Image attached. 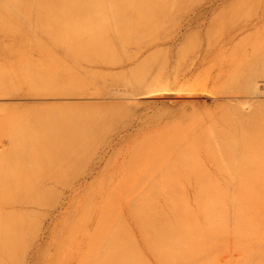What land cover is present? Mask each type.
<instances>
[{"label":"rangeland","instance_id":"rangeland-1","mask_svg":"<svg viewBox=\"0 0 264 264\" xmlns=\"http://www.w3.org/2000/svg\"><path fill=\"white\" fill-rule=\"evenodd\" d=\"M177 1L133 2L150 10H125L136 17L118 28L137 29L123 39L104 32L115 39L106 50L65 34L68 47L0 50V216L22 219V236L37 238L19 264H95L103 239L107 264H161L153 250L165 256L168 243L155 227H176L170 204L197 232L195 264H264V0ZM110 4L55 3L65 16L51 10L49 21L62 31L107 26L99 8ZM144 42L152 47L132 56ZM89 158L81 185L49 179L28 192L35 204L12 205L23 190L6 188L4 175L39 179ZM27 163L36 165L16 170ZM171 166H188L189 176ZM149 167L160 171L157 186L144 180Z\"/></svg>","mask_w":264,"mask_h":264},{"label":"bare ground","instance_id":"bare-ground-1","mask_svg":"<svg viewBox=\"0 0 264 264\" xmlns=\"http://www.w3.org/2000/svg\"><path fill=\"white\" fill-rule=\"evenodd\" d=\"M89 1L96 2V3H98V2L106 3L108 1V3H111V2L113 3V4H110V5H113V7L112 8L110 7L111 9L110 8L108 9V10L112 11V13L109 12L107 9H105L107 6L99 8L101 13H102V11H105V10L108 11L107 13H105L106 11L102 13V16H105V18H106L105 21L108 20L107 17H109L110 21H111V18H113V17L115 18L114 21H116V23L114 21L112 23L109 21H107V22L104 21V23L107 24L108 28H109V26L111 27L109 30H108L107 26L103 23H101V25L99 24L97 26L90 25L89 23H82V24L77 25L76 27H73L72 29H69L67 26L65 29H63V31H64L63 32L62 29L58 25H55L52 21H49L50 20L49 13L51 10H56L60 14L59 16H61V17L65 16V11H66V9H64V8L51 7L52 4H55V3L59 4V3H64V2L68 3V2H89ZM154 1L157 2L158 0L157 1L156 0H0V3L4 2V4H5V6H4V4L2 3L3 7L0 5L1 6L0 7V50H4V51L7 50L8 51V50L13 49L14 47H29V48L35 50V49H45V48L51 47L52 45L68 47L69 43L62 41V37L64 34L66 35V37L68 39H71V40H73L75 38L79 39L84 48H89L86 43H89V40H91L94 42L95 46H97L101 50H106V48L104 46L108 47L109 46L108 42H110V41H106V40H108L110 38H111V40H112V38L114 39V37H110L111 34L108 35V37L107 36L105 37V35L108 34L107 31L111 30L113 32L112 35L116 34L119 37V39H123L125 34L130 32L129 31L130 29H131V31H133V33L137 29V28H135L136 26H134V28H132L133 26H131V28H128V29L127 28L122 29V26H121V30H120V28H118L120 26V24H119L120 21L123 22L124 19H125V21H127L126 20L127 18L135 15L134 13H132V11L125 12V10H129V9L134 8L135 6H133V5H135V4H133V2L134 3H141V5L144 3L146 5L148 2L150 4V2L154 3ZM118 2H123V4H120ZM177 2H180V0H178ZM19 3H22V5ZM25 3L27 4V6ZM33 3L38 4L36 8L31 6V5H33ZM7 4H8V6L10 4L11 5L9 7H7L6 6ZM24 4H25V6H23ZM29 4H30V6H29ZM16 5H21V6H16ZM121 6H124V7H121ZM135 8L138 11L142 10L141 13H143V10H144V12L150 10L148 7H144V8L135 7ZM144 14L147 15V12H145ZM134 17H136V16H134ZM131 19H133V17ZM179 21L177 23L180 26L184 24V23L180 24ZM191 22H193V20H191ZM177 23H176V27L178 28L180 26L177 25ZM113 24L114 25L117 24V25H115L117 28L113 27L114 26ZM111 25H113V26H111ZM174 26H172V27H174ZM176 27H174L175 29L170 28V30H172V31L169 30L171 32V34L173 31H176V29H177ZM104 32L106 33L105 35H104ZM182 32L183 31H181V33ZM109 33H111V32H109ZM171 34H169L168 37L169 36L173 37L174 34L176 35V32L173 33V35H171ZM178 34H180V32H178ZM31 35H33L34 37L32 36V38H31ZM171 37H169V39ZM33 38H35L34 41H33ZM173 38L175 39L176 37H173ZM47 41L49 42V44ZM106 42L108 43V45H106L107 44ZM151 47H152V45L149 42L141 43V44H139V50H138L140 52H136L132 56L136 55V57H137L138 54L141 55V53L143 51H145V50L148 51V49H150ZM131 57H129L128 59H130ZM132 59H134V57H132L130 60H132ZM136 59H134L133 61H135ZM133 61H131V62H133ZM122 63H125V62L124 61L119 62V64L121 66H122ZM1 77H4V76H1ZM5 78L6 77H4V79ZM17 78L19 79L20 75L17 76ZM4 79H2V80H4ZM20 81L21 80H19V83L22 82V81L21 82ZM5 83H7V81ZM2 84H3V81H2ZM66 95H69L70 97H72V96L76 97V95H73V94L70 95L67 93ZM61 107H64V105L63 106L61 105ZM65 107H67V106L65 105ZM72 107H79L80 109H84V110L86 109V106L83 107L81 105H78V106L75 105ZM88 109H90V107ZM48 132L51 134H56V132H51V131H48ZM21 141H22V139L20 141H18L17 144H19V143H23V145L27 144L26 139H24L22 142ZM33 142H35V141H32V143ZM17 144L15 142V145H17ZM94 153H93V156H94ZM89 154L90 155H88V157L92 158L93 157L92 154L91 153H89ZM71 156H72V154H71ZM91 160L92 159H90V161H63L62 163H60L57 166V168H55L54 166L52 167V168H54V169H52L54 171L51 174H45L46 176L43 174L42 176H40L39 179L34 178L36 176L34 174V172H30L29 174H27L25 176H23L24 175L23 174L21 177H20V175L22 173L20 171L16 172V173L11 172L7 175H4V176H6L5 177L6 178V188L8 185L9 186L11 185L9 183L13 182V185L15 184L14 185L15 187L12 186V187H14L13 188L14 190H16V191H18V190L22 191L23 190L21 193L18 194L19 197L15 196L16 198L18 197L19 200L12 201V205L14 203L15 204L16 203L17 204L25 203L26 206L27 205L30 206V205L35 204V203H33L34 197L30 199L28 192L30 190H35L39 185L44 184L46 181L50 182L49 179H51V182H52V180H55V181L58 180L57 183L61 181L60 185L61 184L64 185V187L65 188L67 187V189H70L71 184H73L72 182H74L76 180H77V182H79V185H81V183H82L81 181L87 180L89 178V176L91 175V173H93L91 171H90V173L88 172V175H85L87 173H84L86 170L84 168V165H86V163L90 164ZM91 164H92V162H91ZM35 165L36 164H31V163L23 164V167L17 168L16 170H21L23 172H24V170L25 171L33 170L34 169L33 167ZM56 165L57 164H55V166ZM81 166H83V168H84V172H82V173H84L83 175L82 174L80 175V172L83 171ZM89 167H90V165H89ZM92 167L95 168L94 166H92ZM171 167L176 168L178 170V175H180L182 178L185 176H189V171L187 168L188 166H184L183 170H181L177 166H171ZM23 168H24V170H23ZM152 169L150 170V167L147 169L148 175L144 177V180L148 181L147 183L151 186H157L155 184V179L158 176V174L160 173V171L157 167H155L154 170H152ZM94 171L97 174V171L96 170H94ZM168 171H169V173H171L172 168H170ZM9 175H11V177H13V178H10ZM17 177L19 179H21L23 181V183ZM29 177H31V178L33 177L34 179L31 180V179H29ZM263 177H264V175L260 178L263 179ZM13 179H16V180L18 179L20 183L17 182V184H16V182H14L15 180H13ZM60 179H62L64 181H62ZM81 179H83V180H81ZM47 182L45 184H47ZM24 183H27V185ZM57 183L54 182V184H57ZM74 184H75V182H74ZM62 185H61V188L63 187ZM77 186H78V184H77ZM45 187H47V186L45 185ZM68 187H70V188H68ZM73 189L75 190L76 187ZM150 192H151L152 196H155L157 194V192H154V191H150ZM24 199H25V201H23ZM166 207H167L166 212L168 210V212L170 213L169 216L171 218L174 217L176 220H178L176 227H173L170 224V221H168V220H166L168 222V225H167V227H164V229L161 225L162 224L161 222H160V224H158L155 227L157 230L156 234H158V235L161 234L160 235L161 238H164V239L166 238V241L168 243L167 255L163 256V254L154 251L153 246L151 245V240L148 241L150 248L153 250L154 253L157 254V257L160 258V260H158V261L161 264H195V261H191V260H194L195 259L194 257H196V255L198 254L197 253L198 250L195 247H193L195 245V243L198 242V240H196L197 239L196 238L197 232L194 229L190 228L189 222L184 221L181 223L182 217H180L179 215H176L171 204H170V206H166ZM27 208L29 209V207H27ZM28 209L26 211H28ZM139 211H141V210H139V208H137V210H135V214H136L137 218L140 216ZM170 217H169V219H170ZM148 220H149V226L148 227H151L152 221L154 224V220L151 218H148ZM22 222H23V220L20 218H17V217L0 216V264H19L21 262H24V260H26V258H27L28 250L37 241V238L35 239V235L33 237H31L30 239L24 238L22 236V233L20 230V225L22 224ZM162 229H163V233H161ZM208 233L205 234L207 237L209 235ZM103 240L104 241H102L100 243L98 249L94 250V252L91 254V259H93V263H95V264H107L110 261L107 258V250L110 248V246L107 245V241H105V239H103ZM21 242L24 243L23 247L20 246ZM28 245H29V247H28ZM106 245L108 246L107 250L104 254L101 255V253L104 250ZM120 251H121L120 249H117V252H120ZM164 251H165V249H164ZM203 252H205V251H203ZM117 254L120 255V253H117ZM6 257H7V259H4ZM119 258L120 257L118 256L114 260L113 264H118L119 262H120L119 264H125L124 261L120 260ZM199 258L197 259L196 262L201 260V262H204L206 264V261L208 260V258L206 260H203V259H205V256H203V258H200V259ZM210 260H212V259H210ZM210 263L211 262H208L207 264H210Z\"/></svg>","mask_w":264,"mask_h":264}]
</instances>
